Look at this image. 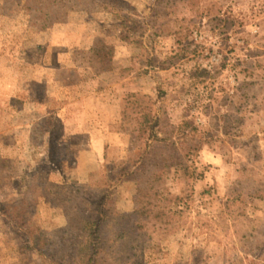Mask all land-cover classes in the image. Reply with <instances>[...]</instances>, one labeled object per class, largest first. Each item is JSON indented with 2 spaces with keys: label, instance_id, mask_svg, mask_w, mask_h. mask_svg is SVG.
Segmentation results:
<instances>
[{
  "label": "rangeland",
  "instance_id": "374dc122",
  "mask_svg": "<svg viewBox=\"0 0 264 264\" xmlns=\"http://www.w3.org/2000/svg\"><path fill=\"white\" fill-rule=\"evenodd\" d=\"M0 264H264V0H0Z\"/></svg>",
  "mask_w": 264,
  "mask_h": 264
},
{
  "label": "trees",
  "instance_id": "16d2710c",
  "mask_svg": "<svg viewBox=\"0 0 264 264\" xmlns=\"http://www.w3.org/2000/svg\"><path fill=\"white\" fill-rule=\"evenodd\" d=\"M149 124H150L149 119L145 118V120H144V122H143V125L146 126V125H149ZM143 125H142V126H143ZM152 130H153V129H152ZM143 132H146V131L143 130ZM149 137H150V139H152L153 137H154L155 139L158 138V136L155 135L154 131L151 132V135H150ZM154 138H153V139H154ZM123 172H124V170H123ZM102 214H103V212H102V211H99V215L101 216ZM98 219H99L98 222H95V223H92V221H88V224H89V226H90L91 229H93L94 226H99L100 223H101V221L103 220L102 217H101V218H98ZM99 222H100V223H99ZM97 224H98V225H97Z\"/></svg>",
  "mask_w": 264,
  "mask_h": 264
}]
</instances>
